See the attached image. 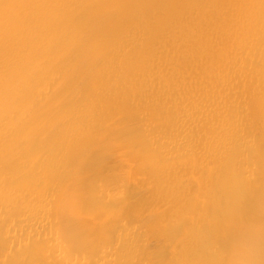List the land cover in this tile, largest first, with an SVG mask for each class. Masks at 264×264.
I'll return each instance as SVG.
<instances>
[{
  "label": "bare ground",
  "instance_id": "bare-ground-1",
  "mask_svg": "<svg viewBox=\"0 0 264 264\" xmlns=\"http://www.w3.org/2000/svg\"><path fill=\"white\" fill-rule=\"evenodd\" d=\"M0 264H264V0H0Z\"/></svg>",
  "mask_w": 264,
  "mask_h": 264
},
{
  "label": "clouds",
  "instance_id": "clouds-1",
  "mask_svg": "<svg viewBox=\"0 0 264 264\" xmlns=\"http://www.w3.org/2000/svg\"><path fill=\"white\" fill-rule=\"evenodd\" d=\"M244 254H247V250L243 251Z\"/></svg>",
  "mask_w": 264,
  "mask_h": 264
}]
</instances>
